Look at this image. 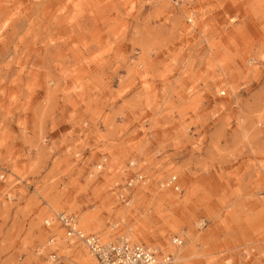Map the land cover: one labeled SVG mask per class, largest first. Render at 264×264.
<instances>
[{"label": "rangeland", "instance_id": "obj_1", "mask_svg": "<svg viewBox=\"0 0 264 264\" xmlns=\"http://www.w3.org/2000/svg\"><path fill=\"white\" fill-rule=\"evenodd\" d=\"M59 212L168 264H264V0H0V264H95Z\"/></svg>", "mask_w": 264, "mask_h": 264}, {"label": "built area", "instance_id": "obj_2", "mask_svg": "<svg viewBox=\"0 0 264 264\" xmlns=\"http://www.w3.org/2000/svg\"><path fill=\"white\" fill-rule=\"evenodd\" d=\"M180 1L185 4H195L197 0ZM191 19V17H187L189 24H192ZM222 94L225 93L223 92ZM131 164L135 165V163ZM98 165L97 173H100L104 163H99ZM92 173L94 174V172ZM1 178H4V175ZM143 181H146V176L143 172L137 171L134 176L128 178L126 187H134L137 184L143 183ZM168 183L172 184L175 190L180 189V186L176 183V177L173 176ZM120 198L127 204L131 200V195L125 191L120 193ZM56 218L68 237L75 238L76 240L81 238L86 241L88 250L96 259V264H161L162 262H170L172 259L171 254L165 256L161 250L147 246L144 243H133L124 239L103 241L95 233H89L84 237L80 229L76 227L77 221L72 214L62 212ZM51 222L52 219H47L44 221L45 226L48 228ZM49 242L51 243L52 240L49 239ZM173 242L175 245L180 246L183 243V239L177 236L173 238ZM59 258L60 256L57 251L51 250L45 259V264H55L59 261Z\"/></svg>", "mask_w": 264, "mask_h": 264}, {"label": "bare ground", "instance_id": "obj_3", "mask_svg": "<svg viewBox=\"0 0 264 264\" xmlns=\"http://www.w3.org/2000/svg\"><path fill=\"white\" fill-rule=\"evenodd\" d=\"M180 1V0H179ZM192 19V22H193V17H191ZM117 185H118V183H117ZM123 187H121L120 185H118V187H119V190H121V189H123V190H125V191H127L129 194H130V190L132 189V187L131 188H127L126 187V183L125 184H123L122 185ZM119 195V194H118ZM130 203V201L127 203V204H129ZM131 211H132V209L131 208H125V209H123V210H120V211H118L117 213H116V216L117 215H119L120 217H119V219L117 220V221H119L120 223H122V225H126V217H128L129 218V222L130 223H132V224H134V221L132 220V219H134L135 220V218H134V216H133V218H132V214H131ZM60 213H62V212H59V213H57L54 217H49V218H46L45 219V221L47 220V219H52V222H51V224H50V226L49 227H52V226H54L55 224H57L58 225V227L60 228V229H62V231H63V234H62V239H64V241L65 242H68L69 244H74V243H80V244H82L86 249H88V247H87V245H86V241L84 240V239H81V238H78L77 240L75 239V238H70V237H68L66 234H65V231H64V229L61 227V225H60V223H59V221L57 220V218H56V216L57 215H59ZM65 213H67V212H65ZM68 214H70V213H68ZM73 215V214H72ZM75 218H76V221H77V223H76V227L78 228V229H80V232L83 234V236L85 237V235H88L89 233H94V232H89V231H87V230H85L82 226H81V224H80V221H79V219L75 216V215H73ZM136 222V221H135ZM139 230V229H138ZM135 232H137V231H135ZM96 234V233H95ZM56 234L55 235H52L49 239H51L52 240V242L50 243V244H52V243H54L55 242V239H56ZM120 239H124V240H128V241H131L128 237H126V235H124V236H122ZM119 239V240H120ZM104 241V240H103ZM109 241V240H108ZM131 242H133V241H131ZM133 243H138V242H133ZM146 245V244H145ZM147 246H149V245H147ZM150 247H152V248H157V249H159V250H161L162 251V253L166 256V255H169V254H165L164 252H163V250L162 249H160L159 247H155V246H150ZM89 251V250H88ZM174 251V250H173ZM89 253H90V255L93 257V259H94V262H95V264H96V259L94 258V256L91 254V252L89 251ZM172 255V254H171ZM173 256V255H172ZM172 260V259H171ZM163 263V262H162ZM161 263V264H162ZM163 264H168V262H164Z\"/></svg>", "mask_w": 264, "mask_h": 264}]
</instances>
